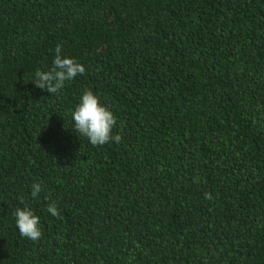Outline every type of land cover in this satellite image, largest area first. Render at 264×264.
I'll return each mask as SVG.
<instances>
[{
	"label": "trees",
	"instance_id": "16d2710c",
	"mask_svg": "<svg viewBox=\"0 0 264 264\" xmlns=\"http://www.w3.org/2000/svg\"><path fill=\"white\" fill-rule=\"evenodd\" d=\"M85 89L120 143L72 130ZM0 264H264V0H0Z\"/></svg>",
	"mask_w": 264,
	"mask_h": 264
},
{
	"label": "clouds",
	"instance_id": "9594fccd",
	"mask_svg": "<svg viewBox=\"0 0 264 264\" xmlns=\"http://www.w3.org/2000/svg\"><path fill=\"white\" fill-rule=\"evenodd\" d=\"M85 72L84 64L75 58L64 56L62 45H57L52 67L49 70L37 69L31 82L36 88L59 95L68 81L75 80ZM71 119L74 121L72 130L79 137L86 138L93 147L103 146L113 140L118 144L122 140L121 135H112L113 128L117 125L116 116L107 106L101 104L100 98L90 89L83 91L79 103L74 110H71ZM41 191V183L34 182L31 186L32 198H37ZM205 198L212 199L211 193L206 192ZM19 199L23 204L24 198L20 197ZM47 211L57 218L61 215L56 203H49ZM13 215L16 227L22 237L34 242L42 238L40 217L26 204L23 208L17 207Z\"/></svg>",
	"mask_w": 264,
	"mask_h": 264
}]
</instances>
